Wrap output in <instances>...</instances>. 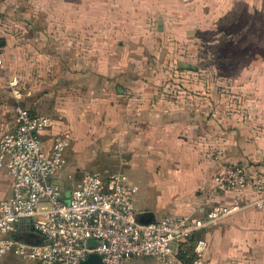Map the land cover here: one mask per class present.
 <instances>
[{
  "label": "crops",
  "instance_id": "crops-1",
  "mask_svg": "<svg viewBox=\"0 0 264 264\" xmlns=\"http://www.w3.org/2000/svg\"><path fill=\"white\" fill-rule=\"evenodd\" d=\"M207 61L225 62L239 88L202 87ZM173 76L197 88L158 86ZM263 86L264 0H0V134L15 128L19 104L50 115L45 148L58 135L71 137L67 163L52 177L65 199L68 175L83 173L78 162L113 149L158 174L164 198L135 202L138 213H188L208 196L228 201L231 193H211L225 164L264 170ZM10 182L0 175V197L10 195ZM30 230L24 221L15 235L25 239ZM202 236L206 264L264 257V208L237 213ZM0 264L25 261L8 250ZM128 264L161 263L137 257Z\"/></svg>",
  "mask_w": 264,
  "mask_h": 264
},
{
  "label": "built area",
  "instance_id": "built-area-1",
  "mask_svg": "<svg viewBox=\"0 0 264 264\" xmlns=\"http://www.w3.org/2000/svg\"><path fill=\"white\" fill-rule=\"evenodd\" d=\"M19 98V78L11 80ZM54 123L48 114L17 105L16 126L0 134V175L10 176L11 193L0 197V262L14 250L25 264H81L98 253L102 264H128L152 257L161 264H206L208 240L202 231L237 213L264 208V170L230 162L214 175L212 192L231 193L228 201L208 196L194 211L167 213L142 222L135 208L138 189L122 170L85 171L68 175L70 196L52 179L67 163L68 134L46 149L42 132ZM28 222L41 241L17 238ZM94 238L91 247L88 240Z\"/></svg>",
  "mask_w": 264,
  "mask_h": 264
},
{
  "label": "rangeland",
  "instance_id": "rangeland-1",
  "mask_svg": "<svg viewBox=\"0 0 264 264\" xmlns=\"http://www.w3.org/2000/svg\"><path fill=\"white\" fill-rule=\"evenodd\" d=\"M226 50L221 49L220 53H224ZM232 60V58H231ZM209 61L205 62L201 67V73H203L201 86L204 88H217L225 90H233L239 88L240 82L233 79H229L227 74L230 72L228 65L225 62H219L218 66H212ZM174 71L179 72L177 66L171 67ZM170 68V69H171ZM236 72L240 69L239 67L232 66ZM171 70V73H173ZM157 71L164 72L165 68L163 65L157 67ZM175 77L176 80L170 78L169 82L164 79L158 83L160 88H172V89H185V88H197L195 82L182 81L180 83L179 77ZM187 84V86L185 85ZM199 83V82H198ZM264 87V86H263ZM104 147V146H102ZM105 149V147H104ZM113 149L109 154L101 153L96 159L91 161H80L78 162L81 166L76 169L77 171H103L105 169L111 170H122L128 177L138 185V190L135 193V202L141 207L143 203L154 205L160 202L165 194L164 190L161 188L162 185L158 181V174L156 171L149 167L147 162L142 159L132 160L129 156H122L121 154L112 155ZM95 157V156H94ZM210 253V248L209 252ZM210 255V254H209ZM228 259L224 258L225 264H228ZM237 264H264V257L253 258L251 256H244L242 258H237Z\"/></svg>",
  "mask_w": 264,
  "mask_h": 264
},
{
  "label": "water",
  "instance_id": "water-1",
  "mask_svg": "<svg viewBox=\"0 0 264 264\" xmlns=\"http://www.w3.org/2000/svg\"><path fill=\"white\" fill-rule=\"evenodd\" d=\"M138 218L142 222H148L150 220H153L154 216L152 214H149L148 212H143V213L138 214ZM25 235H26V238L23 239L25 241L32 242V243H39L41 241L40 236L36 232H34L32 229L29 232H26ZM95 244H96V240L94 238H90L88 240L89 246L93 247ZM81 264H102L101 257L98 253H94V252L90 253L88 257L81 262Z\"/></svg>",
  "mask_w": 264,
  "mask_h": 264
}]
</instances>
